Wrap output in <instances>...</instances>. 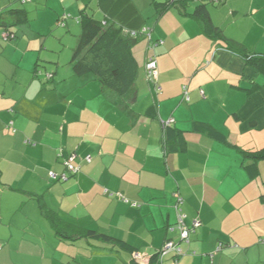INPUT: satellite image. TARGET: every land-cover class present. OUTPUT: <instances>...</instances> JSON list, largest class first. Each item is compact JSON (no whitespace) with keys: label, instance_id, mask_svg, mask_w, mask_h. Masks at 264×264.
<instances>
[{"label":"crops","instance_id":"crops-1","mask_svg":"<svg viewBox=\"0 0 264 264\" xmlns=\"http://www.w3.org/2000/svg\"><path fill=\"white\" fill-rule=\"evenodd\" d=\"M17 1L0 0V12ZM84 1L35 4L50 25L75 18L69 31L86 12L144 33L132 49L138 78L122 98L103 92L75 74L72 48L50 55L31 17L0 41V264H149L168 241L183 254L161 264H264V159L246 157L264 148V67L240 55L264 58V0H208L206 23L194 0ZM180 213L198 223L189 242Z\"/></svg>","mask_w":264,"mask_h":264},{"label":"trees","instance_id":"trees-1","mask_svg":"<svg viewBox=\"0 0 264 264\" xmlns=\"http://www.w3.org/2000/svg\"><path fill=\"white\" fill-rule=\"evenodd\" d=\"M17 2L25 5L32 2V0H18ZM176 2L177 0H167L163 5L167 8ZM208 2L207 0L204 3H199L200 6L196 9L194 14V17H198L204 23H206L207 18H209L206 7ZM222 2L224 1H219L217 3ZM30 21V12L24 8H7L1 11L0 27L4 29V33L0 41L9 42L15 39L17 30L14 28L28 25ZM141 36H144V33L128 34L123 29L116 27L115 24L103 23L102 21L92 18L86 14V12H83L81 18V34L79 36L78 46L74 50L72 57V65L75 74L78 76L94 75L100 82L103 92L110 93L115 97L122 98L128 95L138 78L139 66L133 55L132 49ZM232 50L237 52L233 48ZM240 55L248 63L256 67H264V58L251 57L243 54ZM209 131L217 140L225 143L228 141L224 134L214 130ZM166 135L168 138H173L175 141L183 140V133L171 127H167ZM170 149L173 148L171 147ZM246 157L256 160L264 159V148L254 152H246ZM70 159L71 157L68 158L67 161ZM66 163H64L66 172L69 173L70 176L76 174L77 171L72 173ZM75 169L78 170L76 167ZM67 180L68 178L64 181ZM37 199L43 216L55 226H58L60 219L56 217L57 215L48 208L41 197H37ZM101 237L108 242L114 241L110 236L102 234ZM160 256L161 253H158L152 257L149 264H161L159 260ZM136 263L140 264L138 261H136Z\"/></svg>","mask_w":264,"mask_h":264},{"label":"rangeland","instance_id":"rangeland-1","mask_svg":"<svg viewBox=\"0 0 264 264\" xmlns=\"http://www.w3.org/2000/svg\"><path fill=\"white\" fill-rule=\"evenodd\" d=\"M94 4H97V0H93ZM36 0H33L32 3H27L25 5H23L20 2H17V5L21 6L22 8H26L28 11L30 9H28L29 7L32 9H35V7L39 6L40 8V12L42 18H40V20L38 18H36V14L38 12H34L35 10H33V13L30 14V17L33 19H36L35 21H32L33 23V27L34 28H38V29H45L46 32L44 35V41H46V44H48L49 46H51L53 49L57 50V51H53L50 55L53 56H57L58 54H62V57L64 58L65 55H67L68 58V54L69 48H72V50H75L77 45H78V41H79V36L81 34V26L80 25H76L74 28L72 27L69 30H67V28H65L66 22H75V18H69L64 20L63 17L64 15H61V17L59 18L60 20H58L56 23H53V25L49 24L51 18L47 17V16H43L42 14V8L40 7V5H36ZM92 2L90 0H85L83 7L85 5H90ZM79 10V9H78ZM89 11V9H88ZM32 12V11H29ZM79 13V11L77 12ZM71 50V56L72 57V52ZM152 51V50H151ZM178 239V237L176 238ZM172 254V253H170ZM168 253V255H170ZM167 255V256H168Z\"/></svg>","mask_w":264,"mask_h":264},{"label":"built area","instance_id":"built-area-1","mask_svg":"<svg viewBox=\"0 0 264 264\" xmlns=\"http://www.w3.org/2000/svg\"><path fill=\"white\" fill-rule=\"evenodd\" d=\"M198 3H204L207 0H195ZM219 1H225V0H219ZM217 1V2H219ZM146 72H147V76L149 78V80L154 83V85L156 86L157 91H160V87L158 86V64L157 61L154 58H151L148 63L146 64ZM187 93V91H185ZM185 93V94H186ZM66 165L68 166L69 170L72 173H75L77 170L75 169V167L71 164V159L69 161H66ZM64 180L67 179V176H63L62 177ZM185 215H183L182 213H180L178 215V223L176 226V229L180 232V240L181 242H189L191 233L194 231V228H196L198 226V223L195 222L193 227H190L186 224L185 221ZM175 253V255L180 256L183 254L182 249L180 248L179 244L174 243L173 241H168L163 250L159 253H161V256H165L168 253Z\"/></svg>","mask_w":264,"mask_h":264}]
</instances>
